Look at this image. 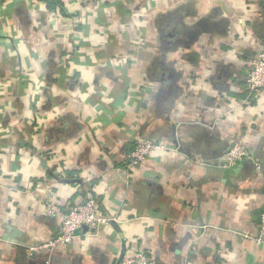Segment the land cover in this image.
Listing matches in <instances>:
<instances>
[{"label": "crops", "instance_id": "obj_1", "mask_svg": "<svg viewBox=\"0 0 264 264\" xmlns=\"http://www.w3.org/2000/svg\"><path fill=\"white\" fill-rule=\"evenodd\" d=\"M263 51L264 0H0V264H264ZM87 192L116 222L40 249Z\"/></svg>", "mask_w": 264, "mask_h": 264}, {"label": "built area", "instance_id": "obj_2", "mask_svg": "<svg viewBox=\"0 0 264 264\" xmlns=\"http://www.w3.org/2000/svg\"><path fill=\"white\" fill-rule=\"evenodd\" d=\"M246 89L250 93H257L264 90V51L254 57L248 63L246 75ZM160 147L152 140H139L133 151L129 154L126 167L137 169L146 160L148 155ZM247 157L246 151L238 143H234L225 155V166H232ZM96 199L91 192H87L83 201L63 209L52 202L46 203V211L59 222V233L48 244L40 249L55 247L58 244H70L75 240L78 233L85 230L95 231L103 226H110L116 220L96 213ZM246 239L258 245H264V210L259 215V230L256 236H244ZM119 264H156L144 252L138 249L125 248Z\"/></svg>", "mask_w": 264, "mask_h": 264}, {"label": "water", "instance_id": "obj_3", "mask_svg": "<svg viewBox=\"0 0 264 264\" xmlns=\"http://www.w3.org/2000/svg\"><path fill=\"white\" fill-rule=\"evenodd\" d=\"M124 250H125L124 243H122L120 254H119V257H118V259L116 261V264H119V262H120V260H121V258L123 256Z\"/></svg>", "mask_w": 264, "mask_h": 264}]
</instances>
